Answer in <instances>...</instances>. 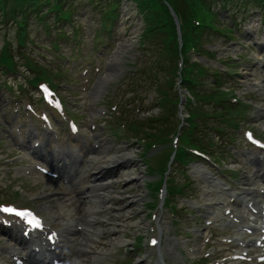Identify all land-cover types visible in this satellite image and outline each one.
<instances>
[{"label": "rangeland", "instance_id": "obj_1", "mask_svg": "<svg viewBox=\"0 0 264 264\" xmlns=\"http://www.w3.org/2000/svg\"><path fill=\"white\" fill-rule=\"evenodd\" d=\"M70 1H73L71 7L74 5V7L70 9L76 12L75 18L73 19L74 23H72V21L50 18L49 27L44 28L42 25H38L35 16L29 20V38L31 40H36L39 44H41L44 37L56 38L59 34L66 32L65 37H61L60 48L54 49L50 43H47V46L38 48L36 43L34 46H29L28 49L35 58L41 57L39 63L46 67L51 65L53 61L60 62V57H64V55L72 50L73 44H71V42L74 40V37H67L72 36L73 29L80 30L83 39L82 49L86 52L88 49H91L93 38H96V35L102 36L99 40L108 43L107 55L105 56L101 72L92 78L89 89L84 94L85 99L83 103L80 102L81 95L78 88L80 82L77 75H70V71H59L60 74L58 71L53 72L56 74L54 81L59 83L58 88L67 101L69 109L86 128L89 126L90 122H96L98 125L97 133L103 134L108 128V126L104 125L103 121L107 119V114L110 112L109 107L113 102L120 100V97L114 99L115 101L109 100L115 94V92L114 94L112 93L110 97V92L117 88L116 84L118 82L126 79L127 73L132 70L140 69L142 66L146 68L148 63L155 61V57L150 58L148 56V59L141 58V54L143 55L144 51H146V55L150 56L153 53L148 52L147 46H142V48L146 47L143 50L142 48L140 49L142 19L141 15H138L136 12L135 2L131 0L123 1L120 8L122 14L120 20L116 22V26L111 30V33L108 34L101 30V17H103L102 13L104 9L108 8V0ZM221 4L222 3H217L215 9L221 10ZM222 14L224 18L220 23L233 25L234 21H238L239 28L237 32L234 33L236 37L231 39L224 34L211 31V35H208L205 39V42L208 43L206 47H199L201 51L198 49L199 52L193 55L191 54L187 64L195 61L206 68L208 76L205 77V83L208 82L207 84L213 85L214 82L211 77L214 70L218 68L216 64H214L215 60L220 59L226 63L233 62V74L231 73L230 77L222 83V87L227 90H234V93L247 103L244 106L246 110L240 114L242 117L240 124L242 126L252 125L256 129V132L264 134V115L257 110L259 106L264 107V93H259V90H256L254 86L255 75L253 72V68L257 65L259 67L260 64L258 63V59L253 57V52L251 50L253 49L255 53L259 51L255 42L258 40L259 36L257 37L249 34L251 29H256L257 26L260 27L259 33H263L264 13L260 11L259 7L256 6L253 1H251L249 7H244L243 1H238V3L230 4L223 9ZM241 20L244 21L241 23ZM134 29L138 30V32L132 35L131 32ZM47 30H49V33H47ZM18 32V25L15 24L13 19L4 21V18L0 15V51L5 45V42L10 43L9 46L17 63L16 70L21 73L6 78L13 82L20 91L28 90L32 92L33 88L27 82V79L28 77H33L34 73L26 67V59L20 54L23 48L19 45ZM124 37L130 39L131 42L128 43L121 56V70L117 75L111 78L101 96L94 102L91 100L93 85L99 77L105 76L108 72L113 54ZM67 39H69V42H67ZM62 43L64 45H62ZM145 44L148 43L145 42ZM262 57H264V54ZM234 58H238L239 60L237 59L234 62ZM173 62V59H171L169 64L172 66V64H174ZM160 76L162 78V74H160ZM77 78L78 80H76ZM235 81L236 83H234ZM156 90L157 87L155 83L154 88H151L147 93V103L148 101H154L156 99ZM2 103L3 101L0 93V119H2ZM81 104H83L82 109L78 107ZM101 110H106L107 114H101ZM151 111L159 112V109L153 107L152 110H145L144 113H139V115L136 116L142 118L148 117ZM177 113V116H179L180 111ZM107 124H112L114 128L116 127V125L113 124V119L108 121ZM170 124L179 125L176 116H171L169 119V125ZM216 125L222 126V129L217 133H212L211 129L207 132L213 135L214 138L212 139L215 142V145H212L207 152L213 157H216V160L220 162L223 167L237 169L236 173L241 176L243 181L239 182V186L233 185L232 191L242 192L244 188L254 187L253 185L247 184L249 181V171H246L243 166L239 167L238 161H240L241 156H238V154V157L227 156L228 149L234 153V149L238 150L240 148L242 150L244 148L245 144L241 134V128L232 126L230 121L226 120ZM141 134H143V132H141ZM128 136L129 132L124 133L123 130H118L115 137L108 139L111 142L107 145H103L102 148L93 153L90 158L83 157L86 153V147H82L80 143L72 145L73 152L79 158L78 164L83 169L81 176L76 179L74 193H70V190H67L60 181H53L42 176H32L30 179L18 181L14 180L10 185V189L12 190L21 189L22 193L19 195L23 197L24 204L30 202L34 203L40 211H44L46 215L50 216L55 222V225L61 230L64 228L63 217L56 213L61 212L62 215L69 217L71 226L73 220L85 223L84 218L89 217L93 227L89 228L87 231V225L84 224L85 232L89 234H92V232H100V236H95L88 240L87 243L91 249L88 255L96 256L97 253H99V251L97 252V247L104 250L108 249V252H105L100 259L96 260V264H99V260H101L100 264H107V261L110 259H117L120 264H140V262H142V264H153L157 258V253H149L146 247V226L149 222V213L151 211L149 210L148 201L153 198L155 192L154 190L152 191V189L148 190L146 186L153 180L156 181L160 179L162 175L160 172L154 174L147 163L152 167L156 165L157 167L160 166L155 159H148L146 163L141 158L144 141L142 139L138 141L136 137L131 138V136ZM2 142L3 143L0 145V152L4 153V157L17 154L12 148L9 138L4 137ZM165 147V144H163V147H159L161 152L158 153L156 158L167 152ZM91 148L92 144L89 145L88 150H91ZM5 149H7V151H5ZM106 152L110 154L131 153L134 161L131 164H121L112 171L110 170L108 172L109 174H106V180L104 179L102 181H108L109 184L99 186L93 193L81 194L83 191H88L83 189V185L92 183L93 181H91V179H94V172H97V170L92 168L95 158L105 155ZM189 167L187 174L189 175L190 182H192V188L189 190L186 189L185 195L190 197L189 199L204 204L205 207L202 213L205 215L204 217L208 218L207 210L209 209V203H215L219 200L227 201L230 194H225L223 198L219 199L216 197L214 190L217 188L216 184L218 181L215 182L216 179L213 177L214 173H211V168L204 163L194 162L191 163ZM176 168L178 167H174V169ZM91 172L93 174L92 176L90 175ZM173 174L174 171L172 175ZM129 175L133 176V178H130ZM174 176L178 183H183L185 180V176L179 172L178 169ZM198 178L201 179L199 183L197 182ZM94 182L100 183L101 181ZM79 185L82 186L81 191L78 193L76 187ZM232 191L228 193H232ZM173 202L177 206L175 212L181 222H179L177 226H164L163 232H176L179 236L177 237V239H180L179 241L189 236L188 233L194 228H198V233H200L199 236L202 235L201 230L204 227V218L197 212H194V218H190L189 214L192 210L189 208L184 209L185 203L182 199L176 198L173 199ZM187 205H189V203H187ZM105 214L109 216L107 222L109 226L106 225ZM108 227H112V230H108ZM221 229L222 226L216 229L213 225V227L207 229L203 234L209 231H217V233H220ZM140 236L144 237L142 244H138ZM115 238H120L123 242H119L116 246H111L110 242ZM194 238L193 242L186 245L196 248L197 251L194 253L188 251L179 253L177 250L173 253L171 248L163 243L160 247V251L164 255L167 264H190L192 259H199L201 257L200 252L204 248V243L202 237L199 239L198 237ZM75 258L76 257H74V260Z\"/></svg>", "mask_w": 264, "mask_h": 264}, {"label": "trees", "instance_id": "obj_2", "mask_svg": "<svg viewBox=\"0 0 264 264\" xmlns=\"http://www.w3.org/2000/svg\"><path fill=\"white\" fill-rule=\"evenodd\" d=\"M0 0V11L7 17L10 16L19 21V18L26 19V15L29 9L38 11L39 8L44 5H49V11L63 10V0ZM139 12H144V34L145 39H155L157 49L156 56L158 60L157 69L160 71L169 72L168 65L165 63L169 58L174 57L178 51V33L174 17L170 11L169 5H171L178 15L181 21V29L183 31V39L185 43L189 40H193L195 43H199L200 39L205 35L208 29H215L222 33H228L232 31V28L220 23V13L216 12L212 8V4L216 0H136ZM228 1V0H222ZM264 0H259L263 2ZM110 15V14H109ZM192 17H198L201 21L199 26H195L192 22ZM170 40H173L172 45ZM3 61L12 64V59L7 50L2 54ZM175 66L171 68L172 74L175 73ZM204 70L202 67H194L186 73L184 78L187 89L191 92L194 98V103L199 101H210L213 99V95L208 92H202L195 88L198 83V76L203 75ZM219 79V76L215 77ZM174 79L167 75V80L163 84H158L159 94L162 107L166 106L176 97L168 93L167 88L172 86ZM202 106L198 104L191 112V117L200 115ZM191 120V118H190ZM192 121V120H191ZM194 125L195 123L192 122ZM165 129L163 124L157 126V129L153 132V140L164 137Z\"/></svg>", "mask_w": 264, "mask_h": 264}, {"label": "bare ground", "instance_id": "obj_3", "mask_svg": "<svg viewBox=\"0 0 264 264\" xmlns=\"http://www.w3.org/2000/svg\"><path fill=\"white\" fill-rule=\"evenodd\" d=\"M136 31H134L132 33V35H135ZM128 42H130L129 39H126V37H124L121 40V43L119 44V47L117 48V50L114 52L113 57L110 61V65L108 68V72L106 73L105 76L103 77H99L97 79V81L95 82V84L93 85V88L91 90V100L96 102L97 99L101 96L102 92L104 91L106 85L108 84V82L111 80V78H113L115 75H117L120 70H121V64H120V59L121 56L123 54V52L125 51ZM258 112L264 115V107L263 106H259L258 108ZM72 157L74 159L77 158V156L75 154L72 153ZM77 161V160H74ZM132 161L131 158V153H123V154H118V153H114V154H110V153H105V155L100 156L95 158L94 160V165H93V169L97 170V173H106L107 171L112 170V168H117L118 166H120V164L122 163H130ZM92 173V172H91ZM130 178H133V176L129 175ZM89 185L87 184L85 186L86 189H89L90 193H93L96 188L98 187L97 185L93 186V187H88ZM96 195V194H94ZM101 195V194H100ZM61 214V212L59 213ZM63 224L65 225V228L62 230V237H65V242H68L69 238L68 235L65 233H71L73 228L70 227V220L68 217L63 216ZM104 217L106 218V225L109 226L108 220H109V216L107 214L104 215ZM85 223L87 225V231L89 230V228H92L93 224L90 220H88V218H84ZM75 221V220H74ZM73 221V222H74ZM111 226V223H110ZM112 227H108V230H112ZM95 236H100V232H92V234H89L88 232H83V236L81 238V242L78 248V252L76 255L75 260H73L72 264H96V260L100 259L102 257L103 254H105V252H108L107 250H104L102 248H96L97 252L99 251V253H97L96 256H89L88 252L91 251L89 245H88V240L90 238H94ZM119 242H123V240H121L120 238H115L114 240H112L111 246H116ZM95 249V250H96ZM99 264L101 263V260L98 261ZM140 264H142V262H140Z\"/></svg>", "mask_w": 264, "mask_h": 264}, {"label": "water", "instance_id": "obj_4", "mask_svg": "<svg viewBox=\"0 0 264 264\" xmlns=\"http://www.w3.org/2000/svg\"><path fill=\"white\" fill-rule=\"evenodd\" d=\"M173 12V11H172ZM174 16H176V14L173 12Z\"/></svg>", "mask_w": 264, "mask_h": 264}]
</instances>
